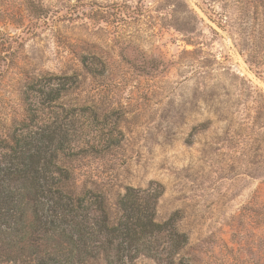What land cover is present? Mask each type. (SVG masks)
Instances as JSON below:
<instances>
[{
    "label": "rangeland",
    "instance_id": "rangeland-1",
    "mask_svg": "<svg viewBox=\"0 0 264 264\" xmlns=\"http://www.w3.org/2000/svg\"><path fill=\"white\" fill-rule=\"evenodd\" d=\"M46 74L121 108L93 133L117 144L76 171L112 208L160 183L157 219L187 237L176 264H264V0H0V133Z\"/></svg>",
    "mask_w": 264,
    "mask_h": 264
},
{
    "label": "trees",
    "instance_id": "trees-1",
    "mask_svg": "<svg viewBox=\"0 0 264 264\" xmlns=\"http://www.w3.org/2000/svg\"><path fill=\"white\" fill-rule=\"evenodd\" d=\"M77 88L71 75L32 80L24 119L0 133V264H176L187 237L174 217L157 219L160 183L125 186L112 208L98 183L80 179L75 160L117 144L93 133L121 108L100 112L73 99ZM116 124L109 133H123Z\"/></svg>",
    "mask_w": 264,
    "mask_h": 264
}]
</instances>
